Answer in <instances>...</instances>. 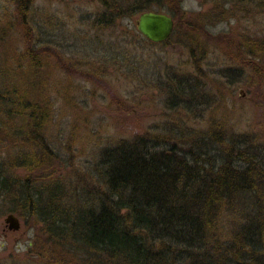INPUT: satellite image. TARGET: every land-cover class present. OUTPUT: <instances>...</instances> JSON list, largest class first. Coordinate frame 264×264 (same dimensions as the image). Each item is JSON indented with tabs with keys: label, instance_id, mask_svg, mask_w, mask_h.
Here are the masks:
<instances>
[{
	"label": "trees",
	"instance_id": "1",
	"mask_svg": "<svg viewBox=\"0 0 264 264\" xmlns=\"http://www.w3.org/2000/svg\"><path fill=\"white\" fill-rule=\"evenodd\" d=\"M157 1L130 7H169L173 27H185L189 53L201 56L200 15L185 12L180 0ZM242 1L264 7V0ZM31 2L17 0L24 47L4 52L0 67V217L14 212L39 226L36 251L47 264H264L263 142L229 134L211 113L204 131L167 122L165 131L145 128L114 140L95 153V186L66 189L58 153L43 135L52 107L47 55L30 42ZM114 10L107 24L129 12ZM11 28L10 20L0 23V39ZM218 36L223 56L252 60L254 71L264 72V39ZM198 73L166 82L168 107L196 118L194 109L212 102Z\"/></svg>",
	"mask_w": 264,
	"mask_h": 264
},
{
	"label": "rangeland",
	"instance_id": "2",
	"mask_svg": "<svg viewBox=\"0 0 264 264\" xmlns=\"http://www.w3.org/2000/svg\"><path fill=\"white\" fill-rule=\"evenodd\" d=\"M149 1L31 2L29 20L35 27L30 42L42 45L40 51L47 55L43 70H47L52 107L43 135L58 153L57 170L68 190L95 186V153L114 140L131 137L145 128L165 131L169 122L204 131L210 113L229 134L246 135L254 145L263 142L264 150V72H255L250 66L252 60L234 62L223 56L218 38L227 32L235 39L246 35L264 39L263 5L242 0L233 4L226 0H180L185 12L201 17L203 28L198 37L206 51L198 56L197 52L191 55L183 43L182 21H177L167 43L150 42L141 35L135 28L141 10L133 13L130 5ZM16 4L17 0H0V23L10 20L12 25L8 35L0 39V67L4 52L24 47ZM113 6L129 12L107 24L109 10L115 11ZM150 9L171 14L162 3L151 4ZM103 10L108 11L97 15ZM189 73H198L202 89L212 101L208 108H192L195 115L201 113L196 118L164 102L166 82ZM4 217L2 213L0 264H47V256H39L36 251L39 226L18 216L19 229L10 230ZM38 245L43 247V242Z\"/></svg>",
	"mask_w": 264,
	"mask_h": 264
},
{
	"label": "water",
	"instance_id": "3",
	"mask_svg": "<svg viewBox=\"0 0 264 264\" xmlns=\"http://www.w3.org/2000/svg\"><path fill=\"white\" fill-rule=\"evenodd\" d=\"M174 18L169 14L160 11L141 10L136 15L135 28L141 32V35L148 41L154 43H161L163 40H167L171 32L173 31ZM18 216L9 212L5 214L3 219L4 224L8 229H19Z\"/></svg>",
	"mask_w": 264,
	"mask_h": 264
}]
</instances>
